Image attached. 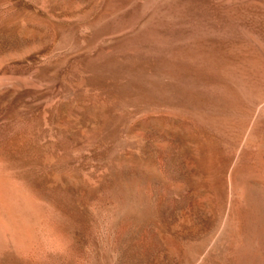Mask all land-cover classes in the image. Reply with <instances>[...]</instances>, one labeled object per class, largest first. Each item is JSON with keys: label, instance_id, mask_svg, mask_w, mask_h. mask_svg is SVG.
Instances as JSON below:
<instances>
[{"label": "rangeland", "instance_id": "rangeland-1", "mask_svg": "<svg viewBox=\"0 0 264 264\" xmlns=\"http://www.w3.org/2000/svg\"><path fill=\"white\" fill-rule=\"evenodd\" d=\"M0 264H264V0H0Z\"/></svg>", "mask_w": 264, "mask_h": 264}]
</instances>
